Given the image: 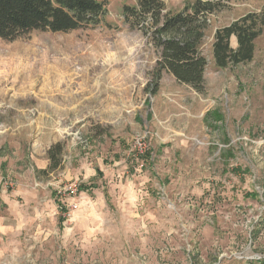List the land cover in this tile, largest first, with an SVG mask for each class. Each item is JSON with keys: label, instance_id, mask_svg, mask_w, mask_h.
<instances>
[{"label": "rangeland", "instance_id": "obj_1", "mask_svg": "<svg viewBox=\"0 0 264 264\" xmlns=\"http://www.w3.org/2000/svg\"><path fill=\"white\" fill-rule=\"evenodd\" d=\"M107 2L97 25L0 38V264H264V26L250 61L212 54L264 0L208 16L203 91L163 71L154 95L156 27Z\"/></svg>", "mask_w": 264, "mask_h": 264}, {"label": "trees", "instance_id": "obj_2", "mask_svg": "<svg viewBox=\"0 0 264 264\" xmlns=\"http://www.w3.org/2000/svg\"><path fill=\"white\" fill-rule=\"evenodd\" d=\"M227 1L194 0L173 14L163 13L165 5L161 0H136L135 6L123 5L124 20L149 19L156 27L153 42L159 56L148 88L150 94H156L163 71L179 83L203 91L207 62L199 45L208 27V16L224 8ZM107 4V0H0V38L13 40L32 30L68 32L94 26L107 14ZM262 26L264 6L259 13H247L216 29L212 43L215 65L225 68L250 61ZM231 36L236 38L235 48L230 45ZM61 152V143L49 149L52 167L58 165ZM58 206L63 208L59 202Z\"/></svg>", "mask_w": 264, "mask_h": 264}, {"label": "built area", "instance_id": "obj_3", "mask_svg": "<svg viewBox=\"0 0 264 264\" xmlns=\"http://www.w3.org/2000/svg\"><path fill=\"white\" fill-rule=\"evenodd\" d=\"M135 145H136L138 150H140V151L142 150V143H141L140 139H136Z\"/></svg>", "mask_w": 264, "mask_h": 264}]
</instances>
